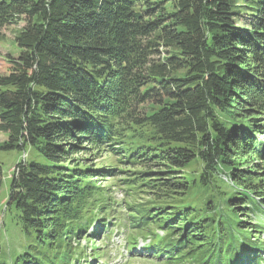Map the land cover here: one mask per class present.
Returning <instances> with one entry per match:
<instances>
[{"label":"trees","instance_id":"trees-1","mask_svg":"<svg viewBox=\"0 0 264 264\" xmlns=\"http://www.w3.org/2000/svg\"><path fill=\"white\" fill-rule=\"evenodd\" d=\"M21 22L0 149L35 157L0 194L18 238L0 264H105L76 246L96 220L95 240L130 227L171 262L264 264V187L237 161L264 163V0H0V41ZM80 150L140 166L126 186L154 200L109 209L95 177L123 170Z\"/></svg>","mask_w":264,"mask_h":264},{"label":"rangeland","instance_id":"rangeland-1","mask_svg":"<svg viewBox=\"0 0 264 264\" xmlns=\"http://www.w3.org/2000/svg\"><path fill=\"white\" fill-rule=\"evenodd\" d=\"M24 22L19 24H9L5 26L1 32L4 36V39L0 41V74H5L9 71V63L12 57L18 56L20 49L17 46L16 42V34L18 30L23 26ZM144 107L141 108V110ZM259 120V119H258ZM260 120H264V118H260ZM264 122V121H262ZM8 139V135L4 132L0 131V145L4 143ZM78 148V147H77ZM108 149V148H107ZM78 150V149H76ZM80 150L77 153L71 155L69 162L73 164H81L85 167L100 168V166L104 165H119L123 171H115L114 176H98L95 177L97 179L96 188L100 194L101 199L107 204V207L111 209L112 207H120L122 208L123 214H127L126 216L130 217V207L129 204L132 205L131 208H136L137 206L143 207L142 204L148 203L151 200L153 201V197L151 198L149 193H135L128 186H126V178L133 177L134 174L140 170L139 167H133V165L126 163H118V160L113 155H109L107 152H93V151ZM27 153V152H26ZM29 154V152H28ZM112 154V152H111ZM33 154H30V157L25 155L24 152L13 150V151H5L0 149V180L3 182L0 188L1 194V203L4 204L7 198L8 190L10 187V180L12 173L14 171L15 165L20 163L23 160L32 159ZM237 161L240 163L242 168H249L253 170L252 178L254 181H259L260 184L264 187V163L260 158L253 152V154L246 155L245 157L237 158ZM143 168V167H142ZM157 168H154V170ZM262 169L263 172L256 173L257 170ZM143 170V169H142ZM255 171V173H254ZM250 176V177H251ZM102 194V195H101ZM119 208V209H120ZM138 210V209H137ZM139 212V211H138ZM6 216V215H5ZM5 216L3 214L0 215V239L2 244L8 246H14L17 244L16 235H11V233L4 229V221ZM7 217V216H6ZM261 218V216H260ZM94 226L89 229V231L83 235L80 239V242L76 245L80 249L86 248V251L89 253L92 251V248L95 246L101 247L104 249L108 256L104 258L105 264H191L188 260L181 259L175 262H171L167 259L166 256H154L149 255V252H140L143 250H138L137 246L139 244L144 245V241H139L136 243V250L131 251L126 243L127 236L131 233L130 227H122L120 231H114L111 237H104V240L100 241V239H94L90 237V233H92ZM135 232V230H134ZM140 233L137 234V239L139 238ZM264 238V231L262 233ZM96 248V247H95ZM131 256H133L131 258Z\"/></svg>","mask_w":264,"mask_h":264}]
</instances>
